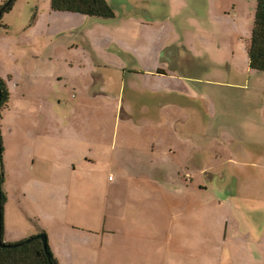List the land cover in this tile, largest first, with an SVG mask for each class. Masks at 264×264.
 I'll return each mask as SVG.
<instances>
[{
    "label": "rangeland",
    "instance_id": "rangeland-1",
    "mask_svg": "<svg viewBox=\"0 0 264 264\" xmlns=\"http://www.w3.org/2000/svg\"><path fill=\"white\" fill-rule=\"evenodd\" d=\"M4 1L8 0H0V6ZM105 1L114 14L107 20L53 12L51 0H16L0 17L8 26L0 33V79L9 94L0 120L2 171L6 167L9 176L1 186L10 201L3 206L6 238L19 226L11 204L16 199L17 171L25 172L22 166L31 168L35 162L36 179H23L22 192L70 196L76 212L69 216L63 209L56 215L55 230L62 221L79 228L65 239L51 233L48 243L58 264H264V81H254L263 88L255 93L203 81L229 83L237 77L233 68L245 66L258 0ZM169 51L173 60L180 54L175 66L181 69L171 64ZM107 66L132 70L124 76L126 86L146 94L144 99L157 97L162 103L152 118H140L138 124L118 119V135L126 138L130 148L119 168L121 176L132 183L126 220H107V228L114 232L104 234L102 215L84 220L80 213L94 208L98 214L104 207V193L112 195L108 177L117 179V156L101 145L103 151L95 161L80 141L77 165L69 175L61 173L52 157L36 152L32 131H37L43 117L34 102L38 85L26 91L25 78L45 71L51 85H63L58 82L62 78L83 86L80 96L87 103L72 91V102L62 108L63 115L86 127V133L104 130L106 135L100 140L110 143L111 123L102 113H113V108H102L100 103L109 105L115 100L83 97L91 75L100 79ZM158 69L164 72L162 78ZM180 74L190 78L191 109L196 104L218 125L245 119L251 124L239 134L208 139L200 171L187 166L189 156L193 158V143L179 139L171 124L183 108L178 98L168 97L165 88L168 76ZM242 80L237 78V82ZM49 83L41 85L42 97L52 100L54 87ZM152 88L161 92L147 90ZM129 97L123 95L120 102L131 108V114ZM76 101L78 108L71 116ZM192 117L190 127L212 122L200 113ZM116 152L122 153L121 148ZM54 173L60 174L50 177ZM203 181L207 190L202 188ZM146 182L158 190L151 192V201L144 202L140 185ZM27 224L34 226L30 220Z\"/></svg>",
    "mask_w": 264,
    "mask_h": 264
},
{
    "label": "crops",
    "instance_id": "crops-1",
    "mask_svg": "<svg viewBox=\"0 0 264 264\" xmlns=\"http://www.w3.org/2000/svg\"><path fill=\"white\" fill-rule=\"evenodd\" d=\"M160 55V54H159ZM167 57L171 61V64L174 66L177 65L180 54H178L173 60L172 54L167 52ZM248 59L246 64L242 69H239L237 66L233 68V72L237 76L233 81L229 83H224L220 81H206L205 84H212L217 86L230 87L235 89H245V91H249L251 93L262 91V87L259 84H254V81L262 82L264 81V74L255 73L249 70L248 67ZM176 70L181 69L183 66H175ZM219 70L222 68L218 67ZM116 67L107 66L102 70V74L100 79L96 80L95 76L91 75L90 81L88 83L89 87L87 89V96H83L84 98H95L97 96H104L103 98H107L111 96V100H115L109 105H105V103H100L102 108L104 107H112L113 113H102V116L107 118L111 123V128L107 131V135L111 137V142H101L100 137L106 135L104 130H93L91 129L89 132H85L86 127L81 126L80 124L75 123L72 120H68L66 115H63L62 108L67 105L68 101L71 103V98L69 99V95L72 91H75L79 94L80 101H83L80 96V90L83 86L76 87L75 81L65 79L62 81V78H59L58 82H63V85H57L49 83L46 80L47 72L41 71L40 75L35 74L31 76H27L26 79V91L34 89V84H37L38 94L34 98V102L37 104V114L40 117H43L41 122L38 124L37 133L35 130L32 131L34 134V146L36 152H43L44 158L52 157L54 162L58 164L63 170L61 173L64 174H72V167L77 165L76 156L78 154V147L80 141H83L84 144L88 147V150L91 153V158L93 160H97V155L103 151L101 145H106L107 149H110L118 159L116 163L115 169L117 171V179L109 180V189L112 190V195H106L105 193L102 197V202L104 203V207H101V211L96 214L94 208H85L80 215H82L85 219L88 220L89 217L102 215L103 216V233H113L114 230L107 228L106 221H115L120 222V220H126L127 218V203L129 196V188L132 181H128L127 178L121 176V169L119 168L120 162L124 160L125 154L129 152L130 148L127 146V141L124 136H119L118 127L121 125L120 121L132 119L134 122L138 124V120L140 118H152L155 112L158 109V104L162 102L157 99V97L151 98L150 96L147 99H144L146 94H142L137 89H130L124 83V76L130 73L132 70L125 68L122 71L116 70ZM159 74V78H162L164 75L163 70L158 69L157 74ZM241 77L243 80L241 82H237V78ZM169 82L165 88V92L168 97H176L178 98V104L182 105L183 111L181 116L175 121L171 122L173 129L175 131L176 136L179 139L184 141H191L193 143L194 149L191 155L187 159V166L189 169H198L199 171L203 169V164L205 162L204 150L207 146L208 139H214L218 134L230 136L233 134H239L240 131L247 126H251L248 123V120L245 119L243 122H236L235 124H226V125H218L215 118L206 113L201 108H198L195 104L193 109H191L189 96H190V88L187 79H190L188 76L180 74L175 77L173 75L168 76ZM42 79V81H41ZM49 83L53 86V99L47 100L44 99V87H41L42 84L46 85ZM150 93L157 94L161 92V88H152L147 89ZM129 94V98L132 103L133 112L129 114L131 108H126L125 104L120 102L121 97L123 95ZM142 94V95H140ZM165 103L167 104L166 100ZM78 108V102H75L73 106V111L71 112V116L75 114L76 109ZM246 109H250V103L246 106ZM108 112V109L105 110ZM185 112V113H184ZM118 118H117V115ZM200 113L203 117L209 118L212 120L208 125L205 123L198 122L190 127L191 119L194 120L193 115ZM62 116L63 121L60 119ZM120 121H119V120ZM161 119V114H160ZM180 124V126H179ZM198 125L197 127H195ZM123 133V132H122ZM120 147L122 153H117L116 148ZM112 160L111 158L109 159ZM25 172L22 170L17 171V180L14 186V193L16 195L15 203H11L13 207H15L14 219L15 222L19 223L17 228H12L10 234L5 236V225L3 230V240L7 241L6 243H12L17 241L25 240L28 237L34 236L38 234L39 230L47 235L48 242L51 240V233L54 232L55 238L61 236L62 239H65L68 236V233L75 232L77 233L79 228L75 224H69L62 221L59 224V228L55 230L57 225L56 215L62 214V210H65V213L69 216H74L76 214L73 211L70 196L64 197L62 194L53 193L49 194L48 192H40V193H23L22 192V182L23 179L31 178L36 179V165L33 162V167L27 168L26 165H23ZM67 168V169H66ZM25 173V178H24ZM60 173H54L50 177L57 175ZM9 176L7 174L6 167L3 168V184H5V179ZM117 183L116 187L112 188V186ZM146 186L140 185L145 194V198H140L141 201H151V192L153 190H158L157 186L152 183L146 182ZM124 189L120 194L118 193L119 189ZM203 189L207 190L205 183L203 181ZM3 194L7 196L5 192ZM82 200V198H78ZM111 199V200H110ZM120 199H123V203L120 202ZM121 210V211H116ZM132 211L129 212V214ZM116 215V218L114 217ZM110 216V217H109ZM30 220L33 222L34 226L28 225L27 221ZM46 224L50 226H45ZM40 225V226H39ZM88 236H91V232H86ZM103 242V235L100 239ZM48 246H51L48 243ZM50 248V247H49ZM51 250V248H50ZM52 252V250H51ZM55 258V257H54Z\"/></svg>",
    "mask_w": 264,
    "mask_h": 264
},
{
    "label": "trees",
    "instance_id": "trees-1",
    "mask_svg": "<svg viewBox=\"0 0 264 264\" xmlns=\"http://www.w3.org/2000/svg\"><path fill=\"white\" fill-rule=\"evenodd\" d=\"M16 0H8L2 2L0 6V17L8 12ZM51 10L60 13H72L84 15L87 18L95 19H111L114 17L112 9L105 0H51ZM8 26L1 23L0 33L6 30ZM246 53L248 57V65L251 70L264 74V0H258L256 15L253 22V29L250 39L247 41ZM158 74H161L158 72ZM9 94L6 90L4 82L0 79V120L7 108ZM1 139V138H0ZM2 147L0 141V183L3 184V171L1 164ZM6 203V197L1 190V216L2 230L1 242L11 245V248H0V264H58L48 246V259L43 250V244L38 235H47L39 230L38 234L28 237L25 240L4 243V217L3 206ZM48 239V238H47ZM48 244V240H47Z\"/></svg>",
    "mask_w": 264,
    "mask_h": 264
},
{
    "label": "water",
    "instance_id": "water-1",
    "mask_svg": "<svg viewBox=\"0 0 264 264\" xmlns=\"http://www.w3.org/2000/svg\"><path fill=\"white\" fill-rule=\"evenodd\" d=\"M0 198H1V183H0ZM1 230H2V216H1V205H0V248H2V249L11 248V245H6V244H3L1 242ZM37 238L42 241L44 253L47 256V258L49 259L50 256L48 253V244H47L46 236L45 235H38Z\"/></svg>",
    "mask_w": 264,
    "mask_h": 264
},
{
    "label": "built area",
    "instance_id": "built-area-1",
    "mask_svg": "<svg viewBox=\"0 0 264 264\" xmlns=\"http://www.w3.org/2000/svg\"><path fill=\"white\" fill-rule=\"evenodd\" d=\"M109 180L111 181V177L109 178Z\"/></svg>",
    "mask_w": 264,
    "mask_h": 264
}]
</instances>
